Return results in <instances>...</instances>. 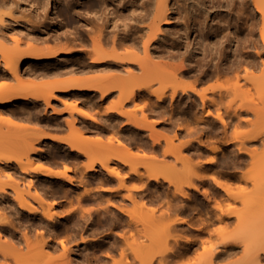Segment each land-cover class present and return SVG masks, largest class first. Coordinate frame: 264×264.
Instances as JSON below:
<instances>
[{
	"label": "bare ground",
	"instance_id": "bare-ground-1",
	"mask_svg": "<svg viewBox=\"0 0 264 264\" xmlns=\"http://www.w3.org/2000/svg\"><path fill=\"white\" fill-rule=\"evenodd\" d=\"M125 2L126 0H87L83 13H78L80 14L77 15L79 23L78 25L75 23L77 27L72 30L68 29L65 35L72 40L74 45L82 43L79 46L82 47L80 52L83 57L87 58L86 61L82 59V63L79 62L77 55L80 56L81 53L74 47L42 52L29 49L30 52L25 54V60L18 55L17 38L12 37L13 46L8 51L0 52V74L8 73L13 79H17L20 74V64L24 65L30 60L32 61L28 64H32L33 61L50 60L60 57L59 55L73 53L72 59L67 57L64 63L58 61L55 66H42L39 74L46 76L63 71L77 73L75 77L70 76L68 79L70 82L74 80V84L66 83L63 92L77 97L79 95L77 92L82 89L86 93L83 98L87 100V103L88 101L96 102L95 91H101L99 100L108 99L109 94H107V89L102 90L98 85L94 88H85V84L80 86L77 84L81 77H78V74L89 70L94 72L110 70L122 72L131 80L141 79L142 75L143 80L147 82L138 84L136 89H131L124 97H122L124 90L130 85L127 81L108 83L106 88L118 89L124 101H136L140 97L144 101H152L155 103L154 112L163 114L164 110L159 107V103H166L165 89L172 87L171 102L183 98L184 103H201L199 107L202 112L196 108L194 114L198 122H203L205 128L214 132L227 128L231 124L228 117L232 116L229 113L226 117L217 112L215 116L220 120V123H217L215 117L211 116L214 113L209 106L210 103H235V100L240 101L239 103H263L260 108L241 105L232 113L239 118L243 111H252L261 119L259 124L247 131V137L241 139L236 150L233 149V163L236 166L249 160L256 166L251 172L231 173L234 178L244 182L238 190L232 189V183L221 181L214 173L209 172V169L218 161L219 152L229 146L232 140L225 139L223 146L209 148L206 147V142H202L197 144L194 150L199 156L207 153L203 160L206 163L204 173L198 174L201 184L211 182L213 179L226 190L229 197L239 198L242 201H244V196L241 194H244L245 186L249 183L253 185L255 195L247 205V209L240 212L229 206L224 214H216V218L225 226L233 222L240 225L257 220L256 229L229 235L218 231V234H222L219 241L221 247L217 248L214 243L204 246V252L193 256L194 261L186 262L187 258L192 257L191 253L202 239L199 236L192 237L189 234H183L179 237L183 238L185 243L177 244L178 237L171 230L175 229L178 223L186 224L187 230L194 225L192 220L184 217L173 218L174 215L182 212L189 213L188 208L191 207L194 213L192 217H198L204 224L212 222L214 217H199L195 214L197 205L188 201L182 202L181 198H191L189 192L181 189L172 192L170 189L169 193L176 195L175 197L174 194H170L174 195L172 198L162 188L166 182H173L171 174L177 173V169L159 159V156L154 154L151 156L148 153L153 150L159 153L160 157L162 156L161 142H158V139L152 135L153 133L150 132L147 136L145 132L149 131L148 128L154 124L144 121L142 125H139L137 120H129L125 128L130 130L127 131L128 134L116 129L117 134L111 136L108 129L119 126V118L123 112L111 109L118 113V116H115L117 122L109 121V118L104 117L99 120L95 115L89 114L88 110L85 112V107L81 108L73 103L71 106L75 111L82 112L84 115L88 114L90 120L95 122L97 120L99 123L92 124V127H89V123L83 122L79 125L75 123L73 127L71 123L73 130L71 128L67 137L49 133L37 127L38 135L35 136V140L52 139L53 142L67 143L74 149L66 150L67 157L58 161V164L64 162L63 170L52 168L53 161L51 160H46L45 165L39 166L43 169L41 173L49 182L56 180L55 175L57 180L61 178L60 181L64 180L62 193L64 192L66 200L64 202L65 211L64 206H61L63 200H58V197L57 200L53 198L56 196L55 192H49L48 187L45 193L51 198H46L45 193L33 184L32 178L27 186L33 188V194L38 197L39 202L43 203L36 205L24 198L19 181L13 173H3L0 167V195L1 192L7 191L9 184L12 185L15 188L14 198L17 206L33 214L36 225L40 227L39 232L34 235L36 238L38 236V240L30 244V237L24 232L26 244L25 242L22 244L20 237L14 238L12 232L7 234L2 228L3 224L10 223V221L2 216L0 208V264H153L171 260H179L180 264H264V80L258 82L255 80L256 72L264 69V0H131L126 6L127 20H123L120 24L115 12H118L120 7H124ZM223 6L224 9H222ZM3 21V16L0 14V40L5 37ZM54 36L59 37L60 35L55 33ZM89 43L92 44L90 49L86 46ZM119 47L132 50L107 54L116 52ZM138 50L144 52L142 58L136 57ZM168 60L178 62L171 63ZM50 68H53L52 72L48 70ZM242 69L244 72H241ZM43 76H41L42 79H44ZM188 76H194L199 86L186 84L181 87V95H177L178 88L175 85L182 82L180 78ZM212 78H218L220 81L217 84L201 87L200 84ZM155 82H162L163 86L159 89L150 88ZM44 83L46 81H41L38 85ZM248 84L255 89L253 93L249 92V88L244 89V86ZM6 87L5 83L0 82V105L31 100V95L24 92L11 93ZM143 89L149 92L148 96H143ZM41 96V100L48 104L55 95L49 91ZM180 107L183 108V106ZM5 124H7V129L3 130ZM18 127L25 128L26 125L8 114L1 116L0 112V163L14 162L23 173L37 171L29 163H23L19 154H14L22 150L21 153L25 152L34 158L40 157L33 141L30 143L20 141ZM58 127L61 125H56L55 129H59ZM175 127L176 124L173 122L166 125L168 130ZM89 129L94 132H89ZM198 131L200 132L201 129ZM247 141H255L260 149L248 147ZM91 153L93 157L86 164L80 178H78L79 175L77 178L74 177L76 173L72 176L71 172H76V169L80 170L79 156ZM166 153L172 154L171 151H166ZM185 157L181 159L187 163V157ZM67 160H74V168H77L73 170L70 165L67 166ZM110 161L114 164L109 165ZM188 172L186 169L182 171V174L187 175ZM3 174L8 178L7 180L11 179L13 182L4 181ZM129 181L137 182V184L133 187L125 186L123 190L113 185ZM79 184H83L82 191L79 189ZM189 184L192 183L189 182ZM151 185L154 186L151 187ZM49 189L53 190L50 186ZM72 190L76 192L75 195H72ZM102 191L109 193L103 194ZM212 191L205 190L206 200H212L215 197L217 189ZM71 197L75 198V203H78L80 207L81 204L85 206L90 203L97 207L92 212L85 207L83 210L77 206L73 207L71 205L74 202ZM45 200L47 205L44 208ZM147 205H150L151 212L147 209ZM217 206L220 207L218 202ZM169 216L172 219L164 221ZM72 217L76 219L74 222L70 221ZM82 220L86 226L91 223L90 228H92L87 227L85 234L83 231L85 236L76 230L85 227L82 225ZM60 221L64 229L63 227L60 229V225L57 228L54 224L57 222L60 224ZM133 221L141 223L137 237L130 232L131 228L137 227ZM66 223H69L68 230L72 232L68 234L78 238L80 235L81 245L75 247V252H72L70 244L61 237V234L67 233ZM74 223L75 232L72 231ZM99 230L102 233L108 230L101 235H106L105 238H101L103 240L101 244L97 241L100 238H95ZM127 231L130 233L127 234ZM89 234L95 236H88ZM142 236L148 238L149 242L145 243L144 240L141 242ZM170 238L176 243L170 245ZM81 246L82 251H80ZM161 246L164 247L163 251H157L156 248ZM97 249L105 255L101 256L96 253ZM55 250L58 251L57 254ZM109 257L112 263H109L111 262Z\"/></svg>",
	"mask_w": 264,
	"mask_h": 264
},
{
	"label": "rangeland",
	"instance_id": "rangeland-1",
	"mask_svg": "<svg viewBox=\"0 0 264 264\" xmlns=\"http://www.w3.org/2000/svg\"><path fill=\"white\" fill-rule=\"evenodd\" d=\"M89 1V0H88ZM87 0H1L0 2V14L3 16V33L5 35L4 39L0 40V52L1 51H8L11 46H13L14 42L12 40V37H16L18 42V50H19V57L20 58H26L25 54L29 53V49L35 52H42V51H50L55 49H62L65 47H71L76 48L81 55H77L79 57V62L82 63V59H86L82 56L81 46L79 43L78 45H74L72 40L68 37H66L65 33L68 32L67 30H72L76 25H78V16L81 13H83V8L87 5ZM131 2V0H126L124 7H120L116 15V18L118 19V23L122 24L123 20L126 21V6ZM224 9V6L223 8ZM80 13V14H78ZM114 13V14H115ZM75 23H77L75 25ZM75 25V26H74ZM60 26V29L58 27ZM74 26V27H73ZM63 30H66L65 32ZM63 31V32H62ZM60 32V33H59ZM55 33L57 35H60L59 37L54 36ZM71 35V34H69ZM194 35V34H193ZM83 46V45H82ZM88 49L92 48V44L89 43L86 45ZM85 46V48H86ZM132 50L131 48H120L116 50V52H108L107 54H114V53H124L125 51ZM141 50V49H140ZM136 51V57H143L144 52L143 51ZM58 58H53L50 60H41V61H33L30 60L28 63L24 65H19V76L17 79H13L10 74L3 73L0 74V82H3L7 85L8 90L11 91V93H18V92H24L32 97L31 100H21L19 102L15 103H8L5 105H0V112L1 116H4L5 114H8L9 116H12L13 118L19 120L20 122H24L26 125L25 128L18 127V135L21 136L20 141L22 143H30V141L34 142V147L36 149V152L39 154V158H34L30 154L27 153H21L22 150L16 151V154H19V158L22 160L23 163H29L31 167H35L37 171H29V172H21L20 168L14 163H0V167L4 172H11L13 173L14 177L19 181V187L22 190L23 197L30 200L31 202L38 205V203L42 204L43 202H39V199L37 196L33 194V188H28V182L32 178V182L35 186H37L41 191L44 193L46 192V188L48 187L49 192H55V195L53 198H57L58 200L62 199L64 197V192L62 193V190L64 189V180L59 179L57 180L55 173L54 179H56L54 182L47 180L45 176L41 173L43 171L42 168H40V165H45L47 162L46 160L51 161H59L64 160V157H67L66 154V148L61 146L60 143L53 142L52 139H46L41 138L38 140H35V136L38 135L37 133V127H40L41 129L47 130V132L53 130L56 125L61 127H58L60 130H67L68 132L71 131V123H73V127L75 123L79 125L80 123H89V127H92L93 125H97L99 122L96 120L92 121L89 119L88 114L75 111L71 104L76 103L77 105L82 107H85V112H89L91 115H95L99 120L100 118H109V121H116L117 118L115 116H118V113L111 109H117L121 112H123L118 122L119 126H115L113 129H108V132L111 136H115L116 129H120L121 132H124L125 134H128L130 130L125 129L128 126L129 120H137L139 122V125H142L145 122L147 123H153L154 125L149 127V131L147 132V136H149V133H153L154 137L158 139V142H161V152L162 156L158 155L156 151L150 150L148 153L152 156L153 154L156 156H159L158 158L161 160H164L166 163L168 162L171 166L175 167L177 169V173L171 174V177L173 178V182L169 183L166 182V184H163L162 188L164 191L166 190L169 196L172 198L174 197V193L171 192L170 189L173 190H183L186 192H189L191 195V198H181V201L183 202H189L191 204L197 205V216L201 217H214V220L212 222H209L207 224L202 223V221L199 220L198 217H192L194 213H192V208L189 207L188 210L189 213L182 212L177 213L174 215L173 218L176 217H184L186 219L192 220L193 227L190 230H187L185 228L184 223H178L177 227L175 229H172L171 232L175 234L177 238V244H184L185 240L180 235L183 234H189L192 237L199 236L202 241L198 243L196 249L191 253L192 257H189L186 259V262H192L194 261L193 256H197L199 253L204 252V246H209L212 243L219 248L221 247L219 241L221 240L222 234H218V231H222L223 234H232V233H238L244 230H255L257 223V220H253L252 223H242L240 225H236L235 222L231 225H223L224 223H221L217 218L216 214H224L226 210L229 208V206H232L233 209L239 210L242 212L243 210L247 209V205L250 204V200L255 195V189L253 188V185L251 183L247 184L244 188V194L242 201L239 198H231L229 197L226 190L219 186V184L211 179V182L200 183V180L198 178V174H203L205 170L206 163L203 161L206 158V154L204 155H197L195 153V146L197 144H200L202 142H206V147L209 148L211 146H223V140L230 139L232 140V143L224 147L223 150H221L218 154V161L216 164L209 169V172L214 173L219 180L226 181L232 183L233 190H238L240 185H243V181L239 180L238 178H234L233 175H231L232 172L242 173V172H251L256 168V166L252 163L251 160L242 163L240 166H236L233 163V149L236 150L237 145L240 143L241 139L243 137H247L246 133L249 129H251L253 126H256L261 122V119L256 116L252 111H243L241 113V116L238 118L236 115H232L234 109H239L241 105L245 106H251V107H257L260 108L263 106V103H239L240 101L235 100V103H210V108L213 110V113L211 116L215 117L217 120V123H220V120L215 116L217 112H220L222 115L228 117L227 115L230 113L231 118L228 117V119L231 120V124L225 128L220 129L219 132L211 131L208 128H205V124L203 122H198L196 115L194 114V110L198 108L201 112L202 109L199 107L201 103H184L183 98L174 102H171L170 95L172 93V87H169L165 89V96L167 98L166 103H159V107H161L163 111V114H156L154 112V106L155 103L147 102L140 97L136 101H124L122 97H124L126 94H128L131 89H136L138 87V84L146 83L147 80H143L142 75L141 79L136 78V80H131L128 78V75L122 73V72H116V71H110V70H100L94 72L92 70L86 71L85 73L78 74L79 80L77 81V84L80 86H84L85 88H94L98 85V87H101V89L105 90L107 89L108 93V99H100L101 91H95L96 102L93 103L92 101L85 100L83 98V95L86 94L82 89H80L77 93L79 94L77 97H75L73 94L65 93L63 92V88L65 87L66 83L74 84V80L71 82L68 81L70 76L75 77L74 75H77V73H70V72H62L58 74L52 73L51 75L43 76L39 74V69L42 66H50L54 65L58 61H61L62 63L65 62V60L68 58H71L74 56V54H68V55H59ZM81 59V60H80ZM26 60V59H25ZM75 60V57H74ZM24 61V60H23ZM168 62L171 63H177L178 61L174 60H168ZM52 67V66H51ZM53 68L48 69L52 72ZM241 72H244L242 69ZM41 76L44 77V79L41 78ZM182 82L180 84L175 85L177 87V95H181V87L186 84H195L196 86H199V84L196 83L194 76H188L184 78H180ZM255 80L261 81L264 80V69H260L256 72V78ZM46 81L44 84H39L40 82ZM121 82V81H127L130 85L127 86V88L124 90L122 97L120 96V92L118 89H110L106 88L108 83L112 82ZM220 80L218 78H212L205 82H203L201 87H204L208 84H217ZM151 84V83H150ZM70 86V85H68ZM163 86L162 82H155L151 85L150 88L159 89ZM6 87V88H7ZM69 88V87H67ZM73 88V87H72ZM81 88V87H80ZM83 88V87H82ZM245 88H249V92H254L255 89L252 87V85L248 84L244 86ZM47 89V91H43ZM7 90V89H5ZM53 92L54 97L51 98L50 103L46 104L41 100V95L45 94L46 92ZM143 96H148L149 92L146 89L142 90ZM35 95H32V94ZM209 94H213L210 93ZM176 95V97H177ZM179 95V96H180ZM121 97V98H120ZM181 97V96H180ZM93 98V97H92ZM230 98V97H229ZM228 98V99H229ZM238 98V97H237ZM93 100V99H92ZM226 100V99H225ZM122 102V103H120ZM186 104V105H185ZM141 106V107H140ZM180 106H183L180 107ZM198 111V112H200ZM201 114V113H199ZM84 121H83V120ZM241 120V122H237ZM175 123V128H166V125L171 123ZM82 123V124H83ZM121 127V128H120ZM203 127V128H202ZM7 129V124L3 127V130ZM198 129H201L199 132ZM73 130V128H72ZM128 131V132H127ZM89 132L93 133V130L89 129ZM114 138V137H112ZM163 144V145H162ZM163 146V147H162ZM247 146L250 148H258V145L255 141H247ZM166 151H171L172 154L166 153ZM92 152V151H91ZM66 154V155H65ZM149 155V156H150ZM187 157V163H185L181 157ZM93 155L92 153L86 156H79L81 160V164H79V171L76 168V172H71L70 174L74 176V173L77 175L74 177H79L80 174H82L85 166L87 163L90 162ZM170 157V158H168ZM185 157V158H186ZM86 158V161H83L82 159ZM66 162V161H65ZM67 164V162H66ZM110 164H114L113 161H110ZM68 166V165H67ZM189 171L187 175H183L182 171ZM70 170H72L70 168ZM69 170V171H70ZM86 170V169H85ZM52 174V173H51ZM2 179L8 182H13L11 179L7 180L8 178L3 174ZM64 179V178H63ZM135 181V180H134ZM127 182V183H117V188H125V186L133 187L137 184V182ZM191 182L192 184H189ZM49 186L53 188L49 189ZM154 185H151L153 187ZM196 186V187H194ZM217 189V192L214 194V198L212 200L207 199L205 197V190H208L211 192L214 189ZM14 187L12 185L7 186V191L1 192L0 195V208L2 216H5L7 219H9L10 223L7 222L2 225V228L4 231L8 234L10 232L13 233L14 238L21 239V243L24 244L25 238L23 236V233L26 232L30 237V244H32L33 241L38 240L34 236L39 232V226L36 225L34 221L33 214H30L27 210L21 209L17 206L15 202L14 196L16 195L14 191ZM123 190V189H122ZM178 192V191H177ZM213 192V191H212ZM72 195H75V191H71ZM174 194V195H170ZM179 194V193H177ZM62 196V197H61ZM70 196V195H69ZM179 196H181L179 194ZM46 198L47 194L45 193ZM176 197V195H175ZM182 197V196H181ZM68 199V198H67ZM184 199V200H183ZM48 200V199H47ZM57 200V199H56ZM71 200H73V205L71 206H77L78 203H75V198L71 197ZM220 204V207L217 206V202ZM209 202V203H208ZM253 204V203H252ZM44 208L46 207V200L43 204ZM65 206L66 205H61ZM150 205H147V209L151 212ZM88 208L90 212L94 211V209L97 207L93 203L86 204L85 206L81 204L80 209L83 210V208ZM133 207V205H131ZM61 210V208H60ZM191 212V213H190ZM64 214V212H63ZM75 217V215H73ZM70 218L71 222H74L76 219ZM172 219L170 216L166 217L164 221H169ZM195 218V219H194ZM74 219V220H73ZM46 220V219H45ZM65 220V219H63ZM60 221L57 223H54L56 227L60 225L62 229L63 223ZM84 226V221H81ZM136 223V228H131V233L135 234L134 236L137 237L138 232L141 229V223L133 221ZM62 224V225H61ZM75 224V223H74ZM81 225V226H82ZM38 228H36V227ZM59 226V227H60ZM187 226V225H186ZM222 226V227H221ZM238 226V227H235ZM204 227V229H203ZM74 228V229H73ZM72 228V231L75 232V227ZM87 226L84 228H77L76 230L79 231V233L84 234L87 232L86 230ZM249 228V229H247ZM39 229V230H38ZM84 229V230H83ZM86 230V231H85ZM72 233L71 230H68ZM108 230L98 231L95 235L97 241L101 243V238H105L106 235L101 236ZM111 232V230H109ZM127 231V234L130 233ZM64 232L61 234V237L65 239L68 244H70V247L72 248V252L76 251L75 247H78L80 244V235L78 237H73L72 235ZM201 236H200V235ZM93 234H89L88 236H95ZM56 237V234H54ZM85 236V235H83ZM143 236L141 237V239ZM144 237L141 242L147 243L149 242L148 238ZM56 242V240H55ZM170 245H173L176 241L172 238L169 240ZM26 244V242H25ZM90 244V243H88ZM77 245V246H76ZM81 245V244H80ZM81 249V250H80ZM79 250L82 251L83 247L81 246ZM157 251H163L164 247H158L156 248ZM156 251V250H155ZM57 250H55V254H57ZM119 255V254H117ZM117 255H115L117 257ZM120 258V255L118 256ZM109 260L110 257H109ZM138 262V261H136ZM102 263V262H101ZM108 263V262H107ZM112 263V260L111 262ZM136 264V263H135ZM138 264V263H137ZM153 264H180L179 260H171L164 263H153Z\"/></svg>",
	"mask_w": 264,
	"mask_h": 264
},
{
	"label": "crops",
	"instance_id": "crops-1",
	"mask_svg": "<svg viewBox=\"0 0 264 264\" xmlns=\"http://www.w3.org/2000/svg\"><path fill=\"white\" fill-rule=\"evenodd\" d=\"M49 133H53V134H57V135H59V136H62V137H67V135L69 134V132L67 131V130H60V129H53V130H51V131H49ZM60 145H62L63 147H65L66 148V150H74V149H72L71 147H70V145L69 144H67V143H60ZM74 152V151H73ZM83 161H86V158H84V159H82ZM52 164V165H51ZM50 165L51 166H53L52 168H54L55 170H63V167H64V162H62V163H59L58 164V161H53L52 163H51ZM79 164H81V160H80V162H79ZM67 165H70V167H72V168H74L75 166V162H74V160H67ZM130 182H132V181H130ZM114 186H116L117 185V183H115V184H113ZM79 186V189L82 191L83 190V184H79L78 185ZM102 193L103 194H107V193H109L108 191H102ZM64 198V197H63ZM63 204H64V202H63ZM64 208V207H63Z\"/></svg>",
	"mask_w": 264,
	"mask_h": 264
},
{
	"label": "flooded vegetation",
	"instance_id": "flooded-vegetation-1",
	"mask_svg": "<svg viewBox=\"0 0 264 264\" xmlns=\"http://www.w3.org/2000/svg\"><path fill=\"white\" fill-rule=\"evenodd\" d=\"M61 200H63V202H65L66 200L64 199V198H62ZM68 200V199H67ZM91 223H89V224H87V227H88V229L91 227V225H90ZM68 225H69V223H66V231H67V233H68ZM74 226L73 227H75V224H73ZM85 226H86V223L84 224ZM93 226V225H92ZM63 229H64V227H63ZM90 229H92V228H90ZM99 244H101V243H99ZM96 253H98L99 255H105V253H102V252H100L98 249L96 250Z\"/></svg>",
	"mask_w": 264,
	"mask_h": 264
}]
</instances>
